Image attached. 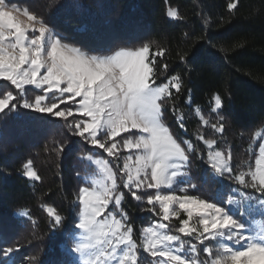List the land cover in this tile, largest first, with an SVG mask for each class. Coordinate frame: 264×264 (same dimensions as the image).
<instances>
[{
    "label": "snow or ice",
    "instance_id": "1",
    "mask_svg": "<svg viewBox=\"0 0 264 264\" xmlns=\"http://www.w3.org/2000/svg\"><path fill=\"white\" fill-rule=\"evenodd\" d=\"M238 4H227L229 15ZM167 15L183 18L172 7ZM152 43L114 51L70 43L28 0H0V113L22 107L50 114L92 146L81 151L69 201L78 214L70 250L79 264H264V220H256L264 217V122L247 133V147L246 132L238 133V149L227 135L225 95L214 93L207 113L193 107L185 76L194 59L176 51L183 63L176 72L168 62L173 50L153 51ZM190 114L198 119L195 142L175 130L188 131ZM67 147L61 140L52 151ZM194 160L204 161L213 182L231 183L204 195L193 182ZM21 172L42 179L32 159ZM130 200L151 215L139 231L126 210ZM42 207L53 225L64 222L54 204ZM20 214L31 220L28 211ZM6 243L0 264L20 250L18 242Z\"/></svg>",
    "mask_w": 264,
    "mask_h": 264
},
{
    "label": "trees",
    "instance_id": "2",
    "mask_svg": "<svg viewBox=\"0 0 264 264\" xmlns=\"http://www.w3.org/2000/svg\"><path fill=\"white\" fill-rule=\"evenodd\" d=\"M28 2L49 17L70 43L114 51L155 42L151 45L153 51L158 45L173 50L168 62L176 72L182 71L183 63L176 59L175 52L186 51L194 59L188 64L192 71L185 76L193 107L198 104L207 113L212 95L224 94V114L230 123L227 135L238 149L242 150L238 133L246 132L243 147H247V133L259 130L264 122V0H239L238 9L231 15L227 8L231 0ZM170 7L178 9L183 18L169 17ZM185 32L190 38L184 36ZM237 44L242 46L235 47ZM187 95L185 92L181 100ZM184 107L187 110V105ZM169 122H173L171 115ZM197 124L198 119L190 114L188 131L175 130L195 142ZM61 140L68 147L63 154H57L52 149ZM259 143L253 145L254 156ZM91 147L67 133L63 120L50 114L22 107L0 113V247L8 246L6 242L20 245L7 264H77L69 248L78 214L69 201L79 184L76 172L80 170L81 151ZM27 159L34 161L40 181L31 183L22 175L21 165ZM207 171L203 160L193 161V182L199 184L204 195L211 196L231 183L218 177L213 182ZM45 204H54L61 212V225H53L42 207ZM138 204L130 200L126 205L137 231L151 219ZM20 209H27L31 220L16 216L15 211Z\"/></svg>",
    "mask_w": 264,
    "mask_h": 264
},
{
    "label": "rangeland",
    "instance_id": "3",
    "mask_svg": "<svg viewBox=\"0 0 264 264\" xmlns=\"http://www.w3.org/2000/svg\"><path fill=\"white\" fill-rule=\"evenodd\" d=\"M106 157V156H105ZM27 178V177H26ZM29 179V178H28ZM29 181L31 182V183H34L35 181L34 180H31V179H29ZM24 211H28L27 209H20V210H16L15 211V214H16V216L18 215V216H23V215H21L20 213H22V212H24ZM256 220L257 221H261V220H264V217H261V216H259L258 214L256 215ZM79 222V221H78ZM79 230H77V229H75V231H74V233L71 235V237H72V239H74L75 238V233L76 232H78ZM69 251L71 252V250H70V248H69ZM72 253V252H71ZM73 255H74V257L76 258V260H77V264H79V257L77 256V254H75V253H72Z\"/></svg>",
    "mask_w": 264,
    "mask_h": 264
}]
</instances>
